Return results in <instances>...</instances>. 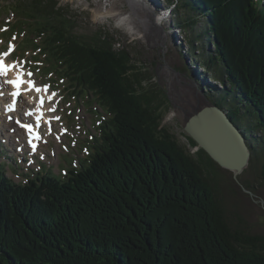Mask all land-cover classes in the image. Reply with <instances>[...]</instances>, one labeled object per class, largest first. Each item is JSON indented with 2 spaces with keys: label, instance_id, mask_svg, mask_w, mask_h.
Instances as JSON below:
<instances>
[{
  "label": "trees",
  "instance_id": "obj_1",
  "mask_svg": "<svg viewBox=\"0 0 264 264\" xmlns=\"http://www.w3.org/2000/svg\"><path fill=\"white\" fill-rule=\"evenodd\" d=\"M168 2L179 5L176 15L188 9L207 16L216 49L197 64L224 86L212 102L247 136L250 160L259 159L264 0ZM8 5L13 19L6 33L28 37L33 58L47 61L43 77L67 81L71 95L95 96L107 119L92 153L66 175L45 170L16 182L0 166V264H264V236L230 226L203 168L204 161L220 166L202 148L192 155L162 124L166 100L143 85L145 73L130 52L103 31L95 42L81 37L60 0ZM195 22V16L177 21L184 28ZM228 96L235 102L226 106Z\"/></svg>",
  "mask_w": 264,
  "mask_h": 264
},
{
  "label": "rangeland",
  "instance_id": "obj_2",
  "mask_svg": "<svg viewBox=\"0 0 264 264\" xmlns=\"http://www.w3.org/2000/svg\"><path fill=\"white\" fill-rule=\"evenodd\" d=\"M60 1L74 16L76 24L74 30L81 37L95 42L98 40L99 33L103 31L117 41V47L126 48L130 52L133 63L145 73L143 85L152 92L154 98L156 95V100H166L162 103V124L177 136L179 142L186 146L192 155H195L200 147L198 144L191 145L186 137L188 134L182 125L185 114L179 108L184 104L181 99L176 97L174 89L181 90L183 86L192 87V82H195L200 90L206 92L208 99L213 101L219 97L220 90L224 88L220 84L221 82L215 79L205 67H200L197 64L203 54L208 55L209 51L216 49L215 44L210 41L211 33H208L207 16L202 11L192 12L188 9H182L176 15L175 10L179 5H171L168 0H151L154 5L156 4V8H153L156 16L160 15L161 11L165 13L168 9H172L170 17L162 20V28L166 34L164 43H154L146 36L143 22L135 13L130 0ZM139 1L146 6L153 7L150 5V0ZM11 2L19 4L20 0H0V6L5 5L0 8V51L5 50L8 44L9 34L5 33L6 30L3 31L2 27L5 26L4 22L7 23L10 18H13L6 11L10 9L11 6L8 4ZM189 16L196 18V22L191 27L184 28L177 23L180 18L184 20ZM21 37L22 35H17V50L13 59L19 60L20 66L27 62L26 67L36 70V78L40 83L50 81L53 88L61 91L63 101L59 108L65 112L68 124L64 126L68 127L69 133L60 134L62 125L59 123L56 130L59 139L54 134H46L45 142L42 145L39 144V153L35 158V164L31 166L21 163L28 151H25V154H19L21 152L17 151L18 143L11 141L3 143L7 140V134L1 130L2 126H0V132H3L0 135V166H4L8 176L16 182H24L27 175L41 174L46 172L45 170L63 176L68 173L69 169L78 166L82 159L92 153L88 146L95 144V137H99L98 121L102 117L97 114L103 112L95 96L85 93L80 96L71 95L72 89H69L68 82L56 77L55 74L51 75L46 72L48 80L43 79L47 61L40 54L32 58L35 52L30 46L31 42L28 41L27 36L26 38ZM192 38L195 39L193 45L190 43ZM26 48L28 50L25 53ZM41 60L44 62L43 65L36 62ZM168 65L178 71L183 78L175 77L173 73L168 75L164 70L168 68ZM232 98V96H228L222 99L224 104L229 106L235 102ZM193 109L191 108V110ZM71 111L73 113L69 114ZM242 118L245 123H248V116L244 115ZM105 119L107 118L105 117ZM253 137L255 138L253 143L259 148L261 142L258 139L261 138V134L255 132ZM72 141L75 144H71ZM19 143L23 145L21 142ZM3 154L5 155L3 156ZM258 155L259 159L250 160L249 166L238 175V181L234 178L233 172L225 168L211 167L205 161L203 168L210 175L209 181L216 189L217 199L223 204L230 226L233 229L264 236V153L258 151ZM41 156H45V160H41ZM20 173L24 177H21ZM245 181L248 182L249 187H246Z\"/></svg>",
  "mask_w": 264,
  "mask_h": 264
},
{
  "label": "water",
  "instance_id": "obj_3",
  "mask_svg": "<svg viewBox=\"0 0 264 264\" xmlns=\"http://www.w3.org/2000/svg\"><path fill=\"white\" fill-rule=\"evenodd\" d=\"M201 99L204 106L186 114L182 120L183 128L220 167L232 171L238 181V175L250 164L251 149L247 136L228 110L213 103L204 94Z\"/></svg>",
  "mask_w": 264,
  "mask_h": 264
},
{
  "label": "bare ground",
  "instance_id": "obj_4",
  "mask_svg": "<svg viewBox=\"0 0 264 264\" xmlns=\"http://www.w3.org/2000/svg\"><path fill=\"white\" fill-rule=\"evenodd\" d=\"M130 3L135 13L139 16V18L143 22L144 31L146 33V36H148V38L150 39V41L154 43L155 42L164 43L166 34L164 32V29L162 28L163 27L162 20H164L167 17L168 12L163 13V11H161L160 15L158 14L156 16L155 13L153 12V8L154 9L156 8L155 6L156 4L154 5L152 1L150 5L153 7L146 6L145 4L141 3L139 0H130ZM171 10H169V12H171ZM177 28L179 29V27ZM164 70L168 75L173 73L175 77L178 78L182 77V75L178 71H176L169 65L168 68H165ZM11 78H13L11 74H7V77H0V84H3V87H0V93H3V95H0V104H1L0 126H2L1 130H3V132L7 134V136L10 138V141L12 143H15L21 137V130L18 128V126L14 121L9 119V117H11L13 114L16 113L19 116L20 110L25 112L24 107L28 106L31 102L34 101V95L23 93L24 95H21L16 100V107L19 108L18 111H15L17 109L16 108L14 111H10L7 113L4 112L3 109H6V105L11 103L13 100V97L10 95V93L14 90V88L12 85L4 84L3 81L5 79H11ZM174 93L176 94V97L181 99L182 103L184 104V106L181 105L179 106V108L181 111H183L185 116L188 112L200 110L205 104L204 101H202L203 99H201V95L204 94L205 96H207L206 92L200 90L195 82H192V87L183 86L181 90L174 89ZM191 108L194 109L191 110Z\"/></svg>",
  "mask_w": 264,
  "mask_h": 264
},
{
  "label": "snow or ice",
  "instance_id": "obj_5",
  "mask_svg": "<svg viewBox=\"0 0 264 264\" xmlns=\"http://www.w3.org/2000/svg\"><path fill=\"white\" fill-rule=\"evenodd\" d=\"M4 55L6 56L7 53H5ZM15 67H17L16 64L9 65V64H5L3 62V60H0V77H7V73L11 69H13ZM28 75L31 76L32 73H28ZM3 83L4 84H8V85H12L13 88H14V90L10 93V95L13 97V100H12L11 103H9L8 105H6V110L7 111H14L15 110V108H16V99L22 95L23 91L31 90L32 88L35 87V82L34 81H30V80L23 79V73L22 72L21 73H18L17 74V77L15 79H5L3 81ZM25 84L29 85V88L28 89H24L23 88V86ZM0 87H3V84H0ZM35 90L37 92L41 91L40 88H35ZM0 95H3V93H0ZM43 102H44V98L41 97L40 98V104L42 105ZM49 110L50 111H54V109H49ZM25 114L26 115H33V112L32 111H29V112H27ZM42 116H43V112L40 111L39 116H37V120H39L40 118H42ZM9 119H11V117H9ZM56 119H59V117H56ZM17 122L19 123V121H17ZM22 126L25 127V128H27L29 130V132L35 137V139H39L38 134H36L34 132L33 126L31 124H24ZM57 139H59V137H57ZM29 144L31 145L32 150L35 151L36 150V144L33 143V140L32 139L29 140Z\"/></svg>",
  "mask_w": 264,
  "mask_h": 264
}]
</instances>
